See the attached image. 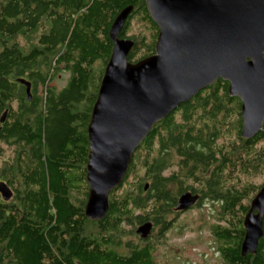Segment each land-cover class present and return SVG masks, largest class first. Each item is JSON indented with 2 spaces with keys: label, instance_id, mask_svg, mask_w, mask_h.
Masks as SVG:
<instances>
[{
  "label": "trees",
  "instance_id": "16d2710c",
  "mask_svg": "<svg viewBox=\"0 0 264 264\" xmlns=\"http://www.w3.org/2000/svg\"><path fill=\"white\" fill-rule=\"evenodd\" d=\"M127 6L120 34L133 39L127 58L136 62L154 53L158 35L144 0H0V155L10 152L0 181L12 191L0 193V264H155L150 233L136 229L150 222L164 234L186 191L218 203L210 232L224 264H264V213L255 251L241 254L243 219L264 184V121L242 138L241 100L220 78L152 126L105 216H85L87 125L109 27ZM136 23L148 32H130ZM61 67L70 76L55 90L48 84Z\"/></svg>",
  "mask_w": 264,
  "mask_h": 264
},
{
  "label": "water",
  "instance_id": "95a60500",
  "mask_svg": "<svg viewBox=\"0 0 264 264\" xmlns=\"http://www.w3.org/2000/svg\"><path fill=\"white\" fill-rule=\"evenodd\" d=\"M144 1L158 26L153 54L136 62L127 58L134 41L119 35L132 6L109 27L112 49L87 125L84 213L91 220L105 216L110 191L122 182L152 126L217 79L227 81L229 95L241 100L242 138L256 135L264 121V0ZM0 193L3 199L12 194L3 181ZM198 199L186 191L174 209L186 210ZM263 213L264 184L243 219V256L256 249ZM151 228L145 222L136 232L145 238Z\"/></svg>",
  "mask_w": 264,
  "mask_h": 264
},
{
  "label": "rangeland",
  "instance_id": "374dc122",
  "mask_svg": "<svg viewBox=\"0 0 264 264\" xmlns=\"http://www.w3.org/2000/svg\"><path fill=\"white\" fill-rule=\"evenodd\" d=\"M144 25L135 24L130 32H148ZM146 28V29H145ZM29 35V34H28ZM23 43L34 42L33 33L29 37L23 36ZM69 71L61 67L54 73L49 82V87L59 90L64 87L69 79ZM43 87L37 88V93H43ZM3 154L0 155V173L1 170L8 166L9 148L4 147ZM1 180V179H0ZM259 178L255 179L258 183ZM218 211V203L211 202L208 199H202V202L190 206L188 209L180 211L179 214H170L173 218L171 227L161 233L158 226L150 230V238L155 244L154 261L155 264H224L221 255L217 250V242L210 232V226L215 222V216ZM90 226V225H89ZM91 227V226H90ZM126 239V238H125ZM135 240H137L135 238Z\"/></svg>",
  "mask_w": 264,
  "mask_h": 264
},
{
  "label": "flooded vegetation",
  "instance_id": "af4514ba",
  "mask_svg": "<svg viewBox=\"0 0 264 264\" xmlns=\"http://www.w3.org/2000/svg\"><path fill=\"white\" fill-rule=\"evenodd\" d=\"M119 37H123V36H121V34H120ZM123 38H126V37H123ZM198 195H199V194H198ZM201 198H202L201 195H199V199H198V201H197L196 203H200V202H202V199H207V198H202V199H201ZM196 203H195V204H196ZM192 206H193V205H192Z\"/></svg>",
  "mask_w": 264,
  "mask_h": 264
}]
</instances>
